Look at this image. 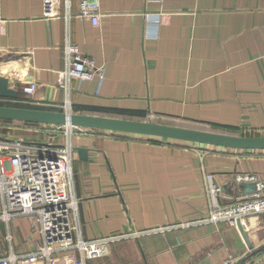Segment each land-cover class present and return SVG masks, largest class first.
<instances>
[{
	"label": "crops",
	"instance_id": "1",
	"mask_svg": "<svg viewBox=\"0 0 264 264\" xmlns=\"http://www.w3.org/2000/svg\"><path fill=\"white\" fill-rule=\"evenodd\" d=\"M69 1L66 19L63 0L52 16L42 0H0V77L21 99H28L22 88L35 83L31 106L264 137V0H98L97 25L78 17L83 0ZM67 33L103 68L91 81H73L68 95L57 86ZM39 126L0 122V139L27 143L22 135L41 133ZM62 141L51 135L41 144ZM71 142L87 152L82 159L75 150L72 164L83 240L128 235L85 264H237L250 257L227 222L177 225L206 215V175L221 190L222 209L243 203L229 185L236 175L264 182V150L82 128L73 129ZM29 222H4L9 247L0 255L36 248L39 234ZM241 225L253 248H263L264 213L248 214ZM73 261L62 253L55 264Z\"/></svg>",
	"mask_w": 264,
	"mask_h": 264
},
{
	"label": "built area",
	"instance_id": "2",
	"mask_svg": "<svg viewBox=\"0 0 264 264\" xmlns=\"http://www.w3.org/2000/svg\"><path fill=\"white\" fill-rule=\"evenodd\" d=\"M46 15L52 16L61 0H42ZM66 19L71 18L70 1L63 0ZM98 0H83L78 7V17L98 23ZM54 16V15H53ZM64 68L57 74V86L67 95L73 81H91L103 74V68L83 56L69 38L63 48ZM37 90L35 83H28L22 93L28 99L17 100L0 97V106L16 103L33 105L31 97ZM71 112L65 106V109ZM40 125L41 133L49 132L52 136H61L62 143H48V146L33 145L21 141L0 139V199L2 210L0 221L8 223L18 217L32 221L39 234V242L32 252L14 253L12 250L0 255V264H55L56 257L69 253L74 257L73 264H85L87 259L106 257L109 247L126 239L128 235H113L93 240H83L77 215L78 201L74 192L72 164L75 149L71 138L74 127ZM234 182L255 183L253 193L243 198V203L222 209L218 204L221 190L213 182L212 175L205 176L207 196L206 215L198 219L180 223L177 227H189L218 222H227L236 226L242 223L248 214L264 213V182L255 175H236ZM237 227V226H236ZM163 231V229L161 230ZM134 236V234H132ZM11 241V236H7ZM224 264H234L227 260ZM242 264H264V251L249 257Z\"/></svg>",
	"mask_w": 264,
	"mask_h": 264
},
{
	"label": "water",
	"instance_id": "3",
	"mask_svg": "<svg viewBox=\"0 0 264 264\" xmlns=\"http://www.w3.org/2000/svg\"><path fill=\"white\" fill-rule=\"evenodd\" d=\"M0 97L9 99L18 98V91L9 86V80L5 77H0ZM0 120L50 126L69 125L74 128L164 138L232 150H264V137L229 136L211 132L171 127L156 124L151 121L140 122L95 115H84L68 112L66 110L62 112H54L47 110L0 106ZM36 145L48 146V144ZM75 150L82 159L86 158V150L79 148ZM232 187L236 189V193H234L235 198L240 199L253 193L256 189V184L244 182L236 184L235 182H232L229 185L230 190ZM236 226L249 249L250 257L257 255L262 250H264V247L261 249L253 248L240 221H237ZM246 260L247 259H244L237 264H242Z\"/></svg>",
	"mask_w": 264,
	"mask_h": 264
},
{
	"label": "rangeland",
	"instance_id": "4",
	"mask_svg": "<svg viewBox=\"0 0 264 264\" xmlns=\"http://www.w3.org/2000/svg\"><path fill=\"white\" fill-rule=\"evenodd\" d=\"M2 130L3 129L0 127V136L3 135ZM51 135L52 134L49 133V132L38 133L37 135L26 134V135H22V138H23L22 141H25L27 143H39V144H41L42 142L46 141V139L48 140L51 137ZM30 223L32 225V222H29V224ZM9 227H10V233L13 236H15L14 235L13 222H10L9 223ZM6 235H7V227H6V224L3 221H0V249L1 248H8L9 247L8 242H5L4 241ZM15 241H17V238L16 237H14V239H13V245H14V248H15V251H16L17 250V247H16V244H15ZM20 242L22 243V239H20Z\"/></svg>",
	"mask_w": 264,
	"mask_h": 264
},
{
	"label": "trees",
	"instance_id": "5",
	"mask_svg": "<svg viewBox=\"0 0 264 264\" xmlns=\"http://www.w3.org/2000/svg\"><path fill=\"white\" fill-rule=\"evenodd\" d=\"M17 100H24V99H21V97L18 95ZM8 107H18V108H27V109H35V110H45L44 108H39V107H36V106H31V105H25V104H21V103H16V104L10 105ZM0 122L10 123L11 121L0 120Z\"/></svg>",
	"mask_w": 264,
	"mask_h": 264
}]
</instances>
